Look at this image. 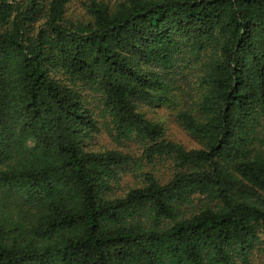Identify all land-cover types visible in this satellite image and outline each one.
<instances>
[{"label":"trees","instance_id":"16d2710c","mask_svg":"<svg viewBox=\"0 0 264 264\" xmlns=\"http://www.w3.org/2000/svg\"><path fill=\"white\" fill-rule=\"evenodd\" d=\"M258 262L264 0H0V264Z\"/></svg>","mask_w":264,"mask_h":264},{"label":"rangeland","instance_id":"374dc122","mask_svg":"<svg viewBox=\"0 0 264 264\" xmlns=\"http://www.w3.org/2000/svg\"><path fill=\"white\" fill-rule=\"evenodd\" d=\"M141 110L146 111V115L149 119L154 120V121H159L164 124L165 130H166V137L169 140H172L176 143L181 144L184 146L186 149H196L198 148V144L195 140H193L179 125L173 117L171 116V111L161 105H155L152 107H141ZM93 144L96 148H115V144L112 143L108 135L104 132L101 131L99 134H96ZM118 148V147H116ZM120 150L124 152H129L134 156V158H139L140 155L138 153V149L134 145L127 146L125 148H121ZM163 165L158 164L157 169L160 170V172L163 171L162 168ZM134 181L133 180V175L131 172L126 170L124 173H122V179L121 182L123 185H127L128 182ZM261 263V262H260ZM257 264V263H256ZM259 264V262H258Z\"/></svg>","mask_w":264,"mask_h":264}]
</instances>
